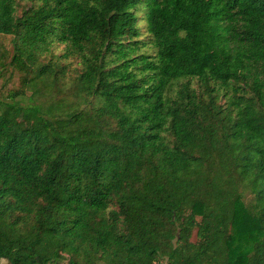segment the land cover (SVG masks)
Segmentation results:
<instances>
[{
    "label": "trees",
    "instance_id": "obj_1",
    "mask_svg": "<svg viewBox=\"0 0 264 264\" xmlns=\"http://www.w3.org/2000/svg\"><path fill=\"white\" fill-rule=\"evenodd\" d=\"M0 34V260L264 264V0H0Z\"/></svg>",
    "mask_w": 264,
    "mask_h": 264
},
{
    "label": "rangeland",
    "instance_id": "obj_2",
    "mask_svg": "<svg viewBox=\"0 0 264 264\" xmlns=\"http://www.w3.org/2000/svg\"><path fill=\"white\" fill-rule=\"evenodd\" d=\"M52 51L55 55H61L64 52V45L55 44L54 46H52ZM12 52V36L0 34V89L3 90H15L21 87L23 72H21L20 69L11 66L10 60ZM48 57L45 58L44 62L48 60ZM55 60L56 59L54 58V61ZM59 63H62V65H66L68 67V75H73L72 69L74 66L77 67V60L75 58H60ZM70 76L63 80L66 87L68 85H71V82L73 81V78H71ZM174 85L175 83H172L170 88H172ZM31 92L32 90H28L26 94L29 95L31 94ZM242 192L248 198L249 193L248 190H245V187L242 188ZM0 264L9 263L5 259H1Z\"/></svg>",
    "mask_w": 264,
    "mask_h": 264
}]
</instances>
